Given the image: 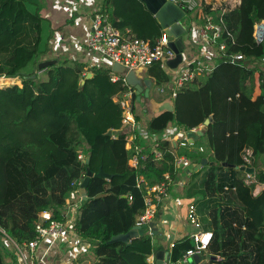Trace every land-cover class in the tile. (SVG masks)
Instances as JSON below:
<instances>
[{"label":"trees","instance_id":"16d2710c","mask_svg":"<svg viewBox=\"0 0 264 264\" xmlns=\"http://www.w3.org/2000/svg\"><path fill=\"white\" fill-rule=\"evenodd\" d=\"M100 3L99 12L120 32L129 30L153 46L162 37V26L141 0ZM187 18L182 20L186 29L192 19ZM222 18L227 54H242L244 61L224 59L210 74L179 90L171 109L154 114L146 124L149 136L161 139L163 158L149 156L132 168L134 148H126L129 134L115 101L125 91L123 77L113 82L112 67L87 69L75 60L55 57L56 65L39 70L41 58L52 51L53 23L41 14L36 0H0V78L22 83L0 87V264L8 252L6 241L24 247L39 238L36 224L42 213L52 214L45 225L51 220L68 223V201L88 170L95 175L72 230L89 248L75 264L87 259L90 264H150L148 258L160 248L148 230L130 245L109 241L137 225L146 209V187L166 182V174L177 178L172 144L162 141L165 131L172 126L189 133L209 119L205 137L178 152L192 166L208 160L192 171L183 194L194 199L203 230L213 233L200 264H264V188L255 194L264 184V83L259 86L262 94L255 96L259 80L264 82V34L261 41L256 38V27L264 21V0H242L238 10ZM147 77L156 82L155 94L165 88L162 95L171 100L164 71L155 65ZM139 103L135 96L137 122ZM204 140L209 149L202 152ZM247 150L253 154L249 167L256 170L251 184L245 172L232 167L247 166ZM89 154L86 165L80 156L86 159ZM101 169L113 177L97 176ZM100 194L109 195L96 199ZM194 248L188 237L177 240L170 263L181 264Z\"/></svg>","mask_w":264,"mask_h":264},{"label":"built area","instance_id":"2783aa9c","mask_svg":"<svg viewBox=\"0 0 264 264\" xmlns=\"http://www.w3.org/2000/svg\"><path fill=\"white\" fill-rule=\"evenodd\" d=\"M171 1L182 8L186 16L190 15L192 18L187 32L190 41L198 48V54L194 58L185 59L183 56V62L177 70H172L169 67V62L176 58V53L169 46V36L166 30H164L162 37L157 41L156 45L153 46L150 41L135 37L129 30L125 33L120 32L109 22L105 15L99 12L95 15L87 34L86 45L90 51L98 54L111 64L117 63L124 67L126 69V74L131 71L139 74L155 65L169 75L173 76V74H176L171 85L168 87L171 91V99L175 100L179 90L184 88L187 84L196 81L199 77L210 74L220 61L228 59L232 64H240L244 61V56L242 54L228 55L226 43L222 41L225 32L222 17L229 12L238 10L242 0ZM205 9L208 10V13L205 12ZM216 17L218 18V22L216 21ZM259 29H261L263 38L264 21L256 27L257 39ZM262 38L258 40L261 41ZM126 74L119 75L115 73L112 76V81L117 82L122 76L125 82L124 93L116 98L115 101L123 110L122 128H129L131 132L130 136L132 135L131 137L129 136L126 145L127 149L134 148V155L129 161V166L137 168L140 161H146L149 156H153L156 160H161L163 158V151L160 147L161 139L149 136L147 130L142 128L139 122L136 121L133 109L134 98L137 94L136 90L128 85ZM10 80L12 79L10 78ZM261 83L263 84L264 82L261 81L259 86H261ZM18 86H22L21 81ZM160 92L163 94L165 89L162 88ZM203 128L204 125L193 130V132L197 133L203 130ZM187 134V132L171 126L165 131L162 137V141H168L172 144V150L175 156L174 166L175 170L178 172V176L175 180H172L170 174H166V182L152 188L146 187V209L138 217L137 226L142 227L146 225L151 237H154V235L152 233V228H149V226L153 224L154 220L157 218L160 208L169 200L171 188L175 185L184 187L192 175V171L188 170L184 174L187 180H181L180 178L181 172H183V170L185 171L191 165L190 160L186 156H181L178 153L179 150L187 146L183 142L184 139H187ZM138 138L142 140V144L136 145L135 142ZM200 151L203 152V148H200ZM252 156V152L247 150L244 156V160L247 164V166H245L246 168L251 165ZM80 159L85 161L83 155L80 156ZM247 179L249 184L255 182V179L249 174H247ZM141 182H143V179L140 180L138 187H140ZM81 183L82 180H80L77 185L80 187ZM263 188L264 184L257 186L255 194H258ZM129 200H132L131 196H129ZM74 208H72L73 210L71 209V216L68 223L51 220L48 225H45L42 221L38 222L36 224V232L39 238L24 247L16 245V249L25 259V264H31V258L41 244L45 247L44 258L49 259L51 257L55 242L65 234L67 227L73 231L72 229L79 216L78 211ZM186 219L193 228V232L188 238L194 241L195 248L187 252L181 264L188 263L195 254H202L203 251L209 248L213 240V233L211 231H204L201 226L194 206V200L188 205ZM173 247L174 243L171 245V250ZM153 258L154 254L148 258L150 264H155ZM62 264H75V261H65L62 262ZM164 264H171L170 259L165 261Z\"/></svg>","mask_w":264,"mask_h":264},{"label":"crops","instance_id":"0c3cea01","mask_svg":"<svg viewBox=\"0 0 264 264\" xmlns=\"http://www.w3.org/2000/svg\"><path fill=\"white\" fill-rule=\"evenodd\" d=\"M41 8V14L50 19L55 28V34L51 43L52 51L51 54L41 58V62L52 60V58H64L75 60L79 63H82L86 66L87 69L93 67H112L111 64L106 59L102 58L98 54L90 51L86 45V37L90 30L91 24L94 20V17L101 8V0H36ZM190 24V22H189ZM189 28V25H188ZM188 30V29H187ZM185 59L194 58L198 54V48L195 44L190 41V37L186 36L185 41ZM264 68V61H263ZM120 75V74H119ZM139 77L144 79H149L147 77V71L140 72L137 74ZM169 85L174 80L176 74L169 75ZM152 81V80H151ZM156 82L152 81V84ZM260 85V80H259ZM257 86L255 96L262 94L261 87ZM154 85H152L153 87ZM162 89V88H161ZM160 89V90H161ZM165 89V88H164ZM152 94V88L149 93V97ZM162 94V93H161ZM164 94V93H163ZM144 95V94H143ZM142 95V96H143ZM137 96V95H136ZM141 96V100H142ZM145 96V95H144ZM149 97H145L142 101L138 100L140 109L146 113L144 116V124L139 125L142 128L146 129V124L151 119L153 115H150L148 112L153 111V105L151 106V101ZM173 102V101H172ZM167 104V105H164ZM168 107V108H166ZM171 104H168L167 101L163 104H160L159 110H169L171 109ZM146 108V111L143 110ZM161 111V112H162ZM123 130L129 134V128H123ZM132 136V135H131ZM130 136V137H131ZM205 137V136H204ZM200 137L198 141L202 140ZM197 141V142H198ZM196 143V142H195ZM194 143V144H195ZM192 144V145H194ZM204 146L203 150L206 151L209 149L207 141H202ZM192 166V165H190ZM190 166L180 174L181 180H187L184 176L185 172L188 170L194 171V168ZM198 166V165H197ZM196 166V167H197ZM195 167V166H194ZM179 179V177H178ZM177 179V180H178ZM184 187L175 185L170 190V198L167 200L164 205L160 208L157 218L154 220V230L159 231V235L163 238L154 236L153 242L157 245L159 251L171 252V245L177 240L189 237L193 232V228L189 225L186 217L188 211V205L194 200L185 198ZM82 205V198L79 191L73 193L68 201V215L70 218L71 209L74 208L80 213V208ZM73 210V209H72ZM52 217V214L49 212H44L40 215V220L42 222L47 221ZM74 232L67 227L65 234L55 242L52 254L49 259H45V247L41 244L33 257L31 258V264H62L65 261H77L79 258L85 257L84 253L88 250L89 246L85 242L80 241L76 238ZM14 247H13V246ZM6 246L8 252L4 253V264H25V259L16 249V243L13 241H6ZM47 247V246H46ZM26 252V250H25ZM156 252V253H157ZM156 253L154 254L153 261L156 264ZM85 264H90V260L87 259Z\"/></svg>","mask_w":264,"mask_h":264},{"label":"water","instance_id":"95a60500","mask_svg":"<svg viewBox=\"0 0 264 264\" xmlns=\"http://www.w3.org/2000/svg\"><path fill=\"white\" fill-rule=\"evenodd\" d=\"M147 9L155 16V18L158 20L160 25L162 26L163 30H166L167 35L169 36V46L174 50L176 53V58L169 62V67L172 70H177L178 67L183 62V53L185 51V39L187 36V29L182 24V20L186 18V13L182 8H180L178 5L173 3L171 0H141ZM58 63L57 60H47L43 61L39 64L38 69L39 70H45L49 68L50 66L56 65ZM112 70L120 75L126 74V69L119 64L115 63L112 66ZM92 74L89 73L87 76V79L91 78ZM126 80L130 87L134 88L136 90V94L138 96V100H141V96L144 94L145 97H149L150 90L152 88V81L150 79H144L139 77L135 72L131 71L126 74ZM85 81L82 82V86H84ZM211 123V120H206L204 126L207 127ZM206 132L205 130H201L197 133L195 132H189L187 134V139H184L183 142L186 145H192L195 142L199 140L200 137L205 136ZM108 136H112L113 132L109 131ZM91 161V155L89 154L85 159V164L89 165ZM208 160L204 159L201 164H199L195 168V172L202 169L205 165H207ZM225 166H227L225 164ZM238 168L241 171L245 172L246 174H249L251 176L255 175L256 170L254 168H246V167H235ZM94 173L90 170L87 172V176L82 181L79 193L82 198V203H84L86 200H88V194H87V187L92 179L94 177ZM99 177L103 178H112L113 176H109L103 172L101 169L98 174H96ZM109 194H100L96 196L95 198H101L108 196ZM154 224H151L149 228H152V233L156 237L163 238L161 235H159V231L154 230ZM147 226H135L133 229H131L126 234H120L117 236H114L109 243H124L127 245H130L131 242L134 239L140 238L145 235ZM170 259V253L165 251H159L156 253V264H164L165 261ZM194 258H191L188 263L185 264H196Z\"/></svg>","mask_w":264,"mask_h":264},{"label":"rangeland","instance_id":"374dc122","mask_svg":"<svg viewBox=\"0 0 264 264\" xmlns=\"http://www.w3.org/2000/svg\"><path fill=\"white\" fill-rule=\"evenodd\" d=\"M188 16H186V18H185V20L186 19H188L187 18ZM258 39H261L262 38V32H261V29H259V31H258ZM186 53L184 54V57L186 58ZM147 71V70H146ZM167 74V73H166ZM202 77H200V79H201ZM199 79V80H200ZM19 82H20V80H18V79H12V80H10V79H4V78H1L0 79V86H2V87H9V86H12V85H15V84H17V85H19ZM156 84V83H155ZM155 84H154V86L152 87V98L149 100V101H151V106L153 105V111H150L149 110V114L150 115H154V114H157V113H159V112H161L162 110H159L160 109V104H163L164 102H166L167 101V103L168 104H171V106H172V99L170 100V99H165L164 98V96L161 94V92L157 95V94H155L154 93V91H155ZM168 85V84H167ZM145 99V98H144ZM164 105H167V104H164ZM166 108H168V107H166ZM136 112H137V114L140 116V124H144V116H145V114L146 113H144L141 109H140V107H139V105H137L136 106ZM190 168L192 169V168H196V166L194 167V166H190ZM259 168H263V165L262 164H260V166H259ZM193 258L195 259V261L197 262L196 264H200L201 263V259H202V256H201V254H195L194 256H193Z\"/></svg>","mask_w":264,"mask_h":264}]
</instances>
